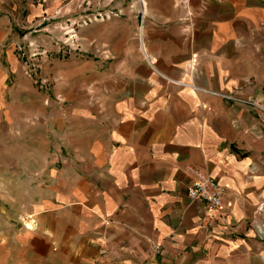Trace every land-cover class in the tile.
<instances>
[{
	"label": "crops",
	"instance_id": "crops-1",
	"mask_svg": "<svg viewBox=\"0 0 264 264\" xmlns=\"http://www.w3.org/2000/svg\"><path fill=\"white\" fill-rule=\"evenodd\" d=\"M141 1L64 56L59 3L0 0V264H264V112L223 97L264 106V0Z\"/></svg>",
	"mask_w": 264,
	"mask_h": 264
},
{
	"label": "rangeland",
	"instance_id": "rangeland-1",
	"mask_svg": "<svg viewBox=\"0 0 264 264\" xmlns=\"http://www.w3.org/2000/svg\"><path fill=\"white\" fill-rule=\"evenodd\" d=\"M42 1L43 0H6V3L9 5L8 10L11 13L24 14L27 8L31 7L32 5H38V3H41ZM48 2L59 3L60 13L57 15H50L51 17L47 18V20L44 21L40 27L46 28L44 33L48 36L47 42H49L51 36L57 37L58 39L55 41L60 44L58 53L68 56L71 53L80 52L79 47L77 46L78 43L82 41L83 32H89L90 36L96 34L97 23L106 20V17L102 19V17L98 15H101L104 11H108L113 0H48ZM88 19L90 21H88ZM89 24L92 26L86 27ZM66 32H68V35ZM92 49V54L97 58L99 56L106 55V53L95 46H92ZM38 53L37 51H34L28 57H26V55L23 53L24 55L22 58L25 62L28 60L38 65V61H34V58L39 56ZM33 55L35 56L32 57Z\"/></svg>",
	"mask_w": 264,
	"mask_h": 264
},
{
	"label": "built area",
	"instance_id": "built-area-1",
	"mask_svg": "<svg viewBox=\"0 0 264 264\" xmlns=\"http://www.w3.org/2000/svg\"><path fill=\"white\" fill-rule=\"evenodd\" d=\"M140 7L143 9V3L141 0H136ZM143 16V12L141 13ZM102 17H106L105 15L102 16V14L98 15ZM142 19L141 18V24L139 26L140 30L142 29ZM88 21H90L88 19ZM24 54H21V57ZM33 55L32 57H34ZM24 66L26 67L25 74L27 76H31L33 69L37 67V64L34 62H29L28 60L25 62L24 61ZM34 84L39 87L41 90H46L47 89V82L45 80H34ZM224 98L229 99V100H234L238 102L241 105L248 106L251 108L258 109L262 112H264V106L258 104L257 102L251 100V99H238L233 96L229 95H223ZM188 171L190 174L193 175L194 180L192 181L188 191H187V196L191 202H201L203 203L207 209L209 210H217L220 209L223 206V200H224V195H225V189L221 187L215 179L212 177L204 174L200 170L193 168V167H188ZM264 209V204H261L257 210L258 211H263ZM32 224L34 221H31ZM26 228H31L27 225H24ZM258 234L259 236L264 239V221L259 222L258 224Z\"/></svg>",
	"mask_w": 264,
	"mask_h": 264
}]
</instances>
